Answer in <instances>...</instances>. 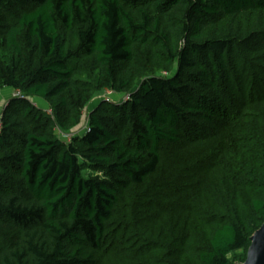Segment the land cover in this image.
I'll list each match as a JSON object with an SVG mask.
<instances>
[{
  "label": "trees",
  "instance_id": "trees-1",
  "mask_svg": "<svg viewBox=\"0 0 264 264\" xmlns=\"http://www.w3.org/2000/svg\"><path fill=\"white\" fill-rule=\"evenodd\" d=\"M6 88L22 96L0 113V264L245 260L264 221V0H0ZM103 89L129 98L73 133Z\"/></svg>",
  "mask_w": 264,
  "mask_h": 264
},
{
  "label": "rangeland",
  "instance_id": "rangeland-1",
  "mask_svg": "<svg viewBox=\"0 0 264 264\" xmlns=\"http://www.w3.org/2000/svg\"><path fill=\"white\" fill-rule=\"evenodd\" d=\"M10 89V88H9ZM109 96L111 97L114 101L118 102V100L122 97L125 96L126 94H117L112 92L111 94H106V89H103L101 91H99L94 97L93 99L83 108V110L81 111V116H82V124H80L79 127L75 128L72 132L73 133H83L85 126H86V122H87V115L89 114L90 110L99 102L103 101V97L102 96ZM32 102L35 103L36 105L40 106L41 108H43L44 110H50L51 111V107L49 106V102L46 100H43L42 98H37V97H33ZM7 101V100H6ZM4 103L2 106H0V111H2L3 107H4ZM1 113V112H0ZM52 113V111H51ZM68 136L66 137L69 141L71 140V137H69V134H67ZM243 251L239 250L235 253H233L230 257L232 259V263L233 264H238L240 261V258L242 257Z\"/></svg>",
  "mask_w": 264,
  "mask_h": 264
},
{
  "label": "water",
  "instance_id": "water-1",
  "mask_svg": "<svg viewBox=\"0 0 264 264\" xmlns=\"http://www.w3.org/2000/svg\"><path fill=\"white\" fill-rule=\"evenodd\" d=\"M264 239V221L250 237V245L246 252V258L238 264H264V248L261 240Z\"/></svg>",
  "mask_w": 264,
  "mask_h": 264
},
{
  "label": "built area",
  "instance_id": "built-area-1",
  "mask_svg": "<svg viewBox=\"0 0 264 264\" xmlns=\"http://www.w3.org/2000/svg\"><path fill=\"white\" fill-rule=\"evenodd\" d=\"M113 92V90H110V89H106V94L108 93V94H111ZM13 96H22V95H20V92H19V90H14V92H13ZM103 97V100H105V101H107V102H111V101H114L111 97H109V96H102ZM129 97H128V94H126L125 96H122L119 100H118V102H123V101H125V100H127ZM35 104V103H34ZM46 112L48 113V114H51V111L50 110H46ZM85 128H86V126H85ZM58 133L61 135V136H64V137H67L68 135L67 134H63L61 131H59L58 130ZM70 137V136H69Z\"/></svg>",
  "mask_w": 264,
  "mask_h": 264
},
{
  "label": "crops",
  "instance_id": "crops-1",
  "mask_svg": "<svg viewBox=\"0 0 264 264\" xmlns=\"http://www.w3.org/2000/svg\"><path fill=\"white\" fill-rule=\"evenodd\" d=\"M14 90L6 88L0 92V106L6 103V100L13 95ZM1 110V109H0ZM1 112V111H0Z\"/></svg>",
  "mask_w": 264,
  "mask_h": 264
},
{
  "label": "snow or ice",
  "instance_id": "snow-or-ice-1",
  "mask_svg": "<svg viewBox=\"0 0 264 264\" xmlns=\"http://www.w3.org/2000/svg\"><path fill=\"white\" fill-rule=\"evenodd\" d=\"M261 246L264 248V239L261 240Z\"/></svg>",
  "mask_w": 264,
  "mask_h": 264
},
{
  "label": "clouds",
  "instance_id": "clouds-1",
  "mask_svg": "<svg viewBox=\"0 0 264 264\" xmlns=\"http://www.w3.org/2000/svg\"><path fill=\"white\" fill-rule=\"evenodd\" d=\"M13 96V95H12ZM85 130V129H84Z\"/></svg>",
  "mask_w": 264,
  "mask_h": 264
}]
</instances>
